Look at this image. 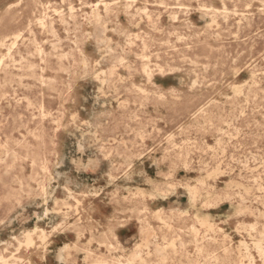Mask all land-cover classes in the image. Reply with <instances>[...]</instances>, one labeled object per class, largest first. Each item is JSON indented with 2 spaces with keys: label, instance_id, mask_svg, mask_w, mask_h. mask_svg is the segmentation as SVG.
<instances>
[{
  "label": "rangeland",
  "instance_id": "374dc122",
  "mask_svg": "<svg viewBox=\"0 0 264 264\" xmlns=\"http://www.w3.org/2000/svg\"><path fill=\"white\" fill-rule=\"evenodd\" d=\"M0 264H264V0H0Z\"/></svg>",
  "mask_w": 264,
  "mask_h": 264
},
{
  "label": "bare ground",
  "instance_id": "6f19581e",
  "mask_svg": "<svg viewBox=\"0 0 264 264\" xmlns=\"http://www.w3.org/2000/svg\"><path fill=\"white\" fill-rule=\"evenodd\" d=\"M252 14V13H251ZM247 91V90H246ZM263 97V96H262ZM120 104V103H119ZM111 154V153H110Z\"/></svg>",
  "mask_w": 264,
  "mask_h": 264
}]
</instances>
